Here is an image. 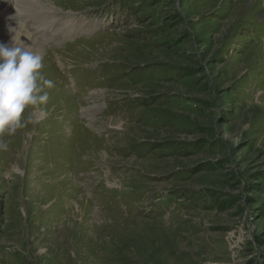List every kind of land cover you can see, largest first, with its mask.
Segmentation results:
<instances>
[{
    "label": "rangeland",
    "instance_id": "374dc122",
    "mask_svg": "<svg viewBox=\"0 0 264 264\" xmlns=\"http://www.w3.org/2000/svg\"><path fill=\"white\" fill-rule=\"evenodd\" d=\"M51 1L111 16L67 68L32 35L55 86L2 138L0 264H264V0Z\"/></svg>",
    "mask_w": 264,
    "mask_h": 264
},
{
    "label": "clouds",
    "instance_id": "9594fccd",
    "mask_svg": "<svg viewBox=\"0 0 264 264\" xmlns=\"http://www.w3.org/2000/svg\"><path fill=\"white\" fill-rule=\"evenodd\" d=\"M14 41L13 47L0 44V149L8 147L4 136H13L26 126V112L34 109L40 116L47 115L41 106L50 98L46 89L55 86L42 73V56L20 40L17 46L16 36Z\"/></svg>",
    "mask_w": 264,
    "mask_h": 264
},
{
    "label": "bare ground",
    "instance_id": "6f19581e",
    "mask_svg": "<svg viewBox=\"0 0 264 264\" xmlns=\"http://www.w3.org/2000/svg\"><path fill=\"white\" fill-rule=\"evenodd\" d=\"M18 1L22 5L40 6L41 9H49V10H56L57 9L54 6L55 2L51 1V0H18ZM1 12H3V11H1ZM79 27H80V25L76 21L74 23L72 29L79 28ZM10 29H15V31H10ZM65 30L70 31V25H67ZM15 36H16L17 46H20V43H19V40H20L22 42L23 46L29 47V48H31V50L36 51L41 55L40 47L37 50V45L34 43V39H32V35L29 32V30L26 29L25 25H23L22 22H20L19 20H16L14 15L9 14L0 20V44L7 45L9 47L15 46V41H14Z\"/></svg>",
    "mask_w": 264,
    "mask_h": 264
}]
</instances>
